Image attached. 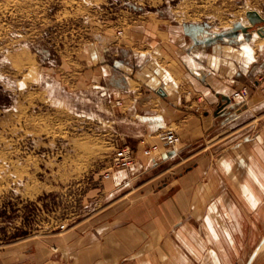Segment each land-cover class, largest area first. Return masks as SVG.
<instances>
[{
	"label": "crops",
	"instance_id": "crops-1",
	"mask_svg": "<svg viewBox=\"0 0 264 264\" xmlns=\"http://www.w3.org/2000/svg\"><path fill=\"white\" fill-rule=\"evenodd\" d=\"M168 30L169 38L155 42L144 36L95 39L78 58L77 69L68 66L67 75L53 72L48 78L53 94L62 89V96L75 100L74 110L92 114L109 128L114 149L129 144L137 157L134 169L115 170L104 184L107 207L119 201L125 205L111 209L109 221L102 217L73 231L72 240H84V245L70 246L68 257L62 254L63 264H154L151 256H176L183 247L190 255L201 254L196 242L201 238L208 239L209 247L202 264H231L245 226L263 221L264 114H255L264 98L251 99L261 95L254 88L262 84L264 35L258 30L260 40H254L255 31L227 35L232 29L219 31L203 22ZM156 46L163 49L160 58ZM168 64L183 83H177ZM67 76L83 88L66 89ZM245 85L252 98L235 101L232 94ZM225 95L232 103L219 110ZM170 129L181 138L176 154L156 160L144 155L143 144L160 143V134ZM189 163L155 188L167 173ZM198 224L205 234L198 232ZM162 239L168 240L160 244ZM24 250L0 252V264H52L39 243ZM242 254L237 250L234 260ZM174 259L171 263L179 264Z\"/></svg>",
	"mask_w": 264,
	"mask_h": 264
},
{
	"label": "rangeland",
	"instance_id": "rangeland-1",
	"mask_svg": "<svg viewBox=\"0 0 264 264\" xmlns=\"http://www.w3.org/2000/svg\"><path fill=\"white\" fill-rule=\"evenodd\" d=\"M250 9L264 16V0H0V252L20 247L24 252L39 243L48 262L66 263L69 247L84 245V240H72L73 231L102 217L107 222L111 209L125 205L119 201L107 207L108 188L100 182L114 153L109 128L92 114L74 110L75 100L62 96V89L53 94L48 79L53 72L67 75L68 66L77 69L78 58L95 39L161 41L169 38V28L189 22L233 29L244 21L251 24ZM156 47L160 58L163 49ZM170 67L177 83H183ZM64 78L66 89L83 88L77 79ZM259 79L262 84L254 90L260 97L248 91L243 103L264 98V71ZM263 114L264 107L255 115ZM189 165L167 173L155 188ZM63 222L68 225L64 230ZM252 226H245L231 264H245L262 238L264 218ZM203 228L198 224L201 234ZM198 241L201 254L190 255L182 245V254L154 255L151 262L172 264L176 257L179 264H202L209 257L208 239ZM237 250L244 254L234 260ZM254 264H264V253Z\"/></svg>",
	"mask_w": 264,
	"mask_h": 264
},
{
	"label": "built area",
	"instance_id": "built-area-1",
	"mask_svg": "<svg viewBox=\"0 0 264 264\" xmlns=\"http://www.w3.org/2000/svg\"><path fill=\"white\" fill-rule=\"evenodd\" d=\"M120 33H122L120 31ZM248 87L245 85L232 94V98L239 102H244L248 96ZM204 107L199 105L198 111H203ZM181 143V138L175 130H167L160 134V143H153L149 145L143 144V153L151 159L161 158L164 151L175 150L177 151ZM137 164V157L135 149L129 144L116 146L112 156V166L107 168L100 177L101 185L105 184L107 179L114 176L115 170L131 171ZM61 228L64 230L68 225L62 223Z\"/></svg>",
	"mask_w": 264,
	"mask_h": 264
},
{
	"label": "water",
	"instance_id": "water-1",
	"mask_svg": "<svg viewBox=\"0 0 264 264\" xmlns=\"http://www.w3.org/2000/svg\"><path fill=\"white\" fill-rule=\"evenodd\" d=\"M247 15L251 24L246 25L244 23H237L231 31H228L227 35H235L239 33V31H244L245 33L251 34V29H254V26H257L258 32L264 35V26H262V24H264V16L258 10L255 9L248 10ZM223 35L224 34H219L220 37ZM223 98L225 101L220 105L219 110L232 103V99L230 96L225 95L223 96ZM174 154H176L175 150H167L163 152L162 156L167 157L172 156ZM262 253H264V234L258 244L253 249L252 253L249 255V258L245 264H254L257 259L262 255Z\"/></svg>",
	"mask_w": 264,
	"mask_h": 264
},
{
	"label": "bare ground",
	"instance_id": "bare-ground-1",
	"mask_svg": "<svg viewBox=\"0 0 264 264\" xmlns=\"http://www.w3.org/2000/svg\"><path fill=\"white\" fill-rule=\"evenodd\" d=\"M247 25H249V24H247ZM206 28V27H205ZM231 29V28H230ZM205 30V29H204ZM256 30L257 29H251V33H254V31H255V33H254V40H260V37H259V34L256 32ZM227 31H229V30H227ZM204 32V31H203ZM214 32H216V31H214ZM240 32V31H239ZM199 33H200V31H199ZM208 33V32H207ZM211 33V32H210ZM219 33V32H218ZM204 34V33H203ZM241 34V33H240ZM201 37H203V36H201ZM207 37V36H206ZM200 38V37H199ZM204 38H205V36H204ZM259 38V39H258ZM244 46L246 47V49H248L249 51H250V48H252L251 47V45H249L248 43H245L244 44ZM187 57H189V56H187ZM184 59H186V58H184ZM188 59V58H187ZM189 61V60H188ZM190 63V62H189ZM194 63V62H193ZM191 67V66H190ZM196 68V67H195ZM194 69V68H193ZM199 71V70H198ZM248 94H249V92H248ZM250 98V97H249ZM242 107V106H241ZM178 151V150H177ZM155 160V159H154ZM122 189V188H121ZM113 192V191H112ZM116 194V193H115Z\"/></svg>",
	"mask_w": 264,
	"mask_h": 264
}]
</instances>
